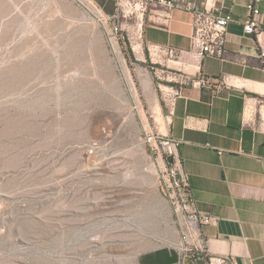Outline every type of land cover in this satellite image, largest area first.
Here are the masks:
<instances>
[{"label": "rangeland", "instance_id": "1", "mask_svg": "<svg viewBox=\"0 0 264 264\" xmlns=\"http://www.w3.org/2000/svg\"><path fill=\"white\" fill-rule=\"evenodd\" d=\"M136 23L106 25L86 0H0V264H137L178 239L145 141L165 133L164 81Z\"/></svg>", "mask_w": 264, "mask_h": 264}, {"label": "crops", "instance_id": "2", "mask_svg": "<svg viewBox=\"0 0 264 264\" xmlns=\"http://www.w3.org/2000/svg\"><path fill=\"white\" fill-rule=\"evenodd\" d=\"M114 12L112 0H94ZM217 14H230L226 52L222 60L205 57L196 67L177 61L171 68L198 70L207 82L199 88L182 84L184 96L175 100L165 133L179 140L177 152L198 211L215 216L202 228L215 255H232L240 264H264V131L245 124L247 106L264 98V0H177ZM260 10L261 32L246 34L243 23L249 5ZM164 7L152 6L142 25L143 43L188 50L192 12L176 7L165 21ZM139 46V45H138ZM232 76L231 88L219 78ZM137 264H206L203 258H181L168 244L141 251Z\"/></svg>", "mask_w": 264, "mask_h": 264}, {"label": "built area", "instance_id": "3", "mask_svg": "<svg viewBox=\"0 0 264 264\" xmlns=\"http://www.w3.org/2000/svg\"><path fill=\"white\" fill-rule=\"evenodd\" d=\"M86 1L106 25H108V21L118 19L120 16L124 18L131 15L135 16L137 23L132 40L135 42V40L140 39L141 51L143 47L147 48L150 61L155 65L152 67L153 72L164 81L158 86L166 109V119L172 115L175 100L184 96L182 84L199 88L207 82L198 70H190V67L198 68L199 63L205 57H215L220 60L224 58L227 26L232 20L230 14H217L207 7L200 9L190 2H178L177 0H112L114 12L107 14L92 0ZM152 6H161L166 9L165 15L161 16L165 21L170 18L171 10L176 7L192 12V31L188 50H179L155 43H143L141 40L143 18ZM248 7L249 17L242 25L243 31L246 34L258 35L261 32L258 21L260 10L253 4ZM110 34L117 43V30L110 29ZM260 56L264 68V48H261ZM153 57L161 60L165 57L177 59L178 61H184L190 67L178 71L166 64L164 69L161 60L157 61ZM232 81V76L223 74L218 83L222 87L231 88L234 86ZM244 122L248 126L264 131V98L258 100L255 107H246ZM145 141L157 149L166 161L163 176L164 189L174 209L178 225V239L167 244L174 247L182 259L192 256L193 258H203L206 264H240L234 256L215 255L208 248V240L204 236L202 228L215 223L217 218L198 211L195 206L189 175L183 170L182 160L177 152L179 140L162 133L155 127V130L145 132Z\"/></svg>", "mask_w": 264, "mask_h": 264}, {"label": "bare ground", "instance_id": "4", "mask_svg": "<svg viewBox=\"0 0 264 264\" xmlns=\"http://www.w3.org/2000/svg\"><path fill=\"white\" fill-rule=\"evenodd\" d=\"M139 45V42L136 43ZM140 46V45H139ZM139 49L138 46L134 45L133 50H137ZM138 51V50H137ZM155 55V54H154ZM153 55V56H154ZM156 106V105H155ZM157 112V114L160 112L158 109L155 110ZM6 131H5V135H7L9 138H16L21 136L22 134H24L27 131L26 126L24 125V123H22L20 120H8L6 122ZM15 149V148H14ZM23 149V148H21ZM25 150V149H24ZM19 151V150H18ZM22 152V151H21ZM26 152V151H25ZM24 154V153H23ZM22 154V155H23ZM12 155V154H11ZM14 156V155H13Z\"/></svg>", "mask_w": 264, "mask_h": 264}]
</instances>
